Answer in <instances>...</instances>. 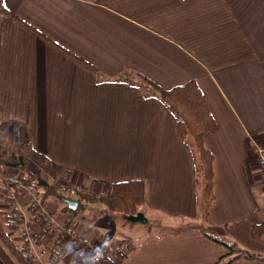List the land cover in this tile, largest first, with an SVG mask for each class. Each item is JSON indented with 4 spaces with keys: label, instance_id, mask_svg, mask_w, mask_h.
Returning a JSON list of instances; mask_svg holds the SVG:
<instances>
[{
    "label": "crops",
    "instance_id": "crops-1",
    "mask_svg": "<svg viewBox=\"0 0 264 264\" xmlns=\"http://www.w3.org/2000/svg\"><path fill=\"white\" fill-rule=\"evenodd\" d=\"M4 5L12 14L0 26L4 136L28 143L56 178L77 176L96 194L142 180L145 217L155 212L186 221L136 239L120 228L101 233L75 221L81 235L106 247L129 240L133 250L119 264H217L228 250L205 232L224 237L230 227L241 249L264 256V169L249 147L251 139L264 143V0ZM139 76L164 90L194 80L208 101L219 130L205 139L215 158L216 195L206 226L199 223L204 217L193 155L176 119L159 100L118 81L139 82ZM54 206L53 215L64 209ZM16 238L25 248L20 232ZM231 264L264 261L242 257Z\"/></svg>",
    "mask_w": 264,
    "mask_h": 264
},
{
    "label": "trees",
    "instance_id": "trees-1",
    "mask_svg": "<svg viewBox=\"0 0 264 264\" xmlns=\"http://www.w3.org/2000/svg\"><path fill=\"white\" fill-rule=\"evenodd\" d=\"M12 15L5 7L4 0H0V26L3 16ZM139 82H132L130 79H119L118 81L130 84L142 90L145 98L159 100L165 108L174 116L177 121L178 132L181 140L185 143L193 155L196 171V180L201 178L203 186V217L204 221L209 224L211 218V208L216 201L214 190V155L206 147L205 139L210 135L218 132V124L211 112L208 101L200 89L196 81L192 80L186 84L176 86L170 90L160 88L156 83L147 77L139 76ZM0 153L6 155L5 159H0V174L7 169L11 164V157L16 154L19 158H23L24 166L26 160L34 161L40 165L48 164L47 159L32 150L28 143H25L22 148L14 144L10 138H6L3 133V128L0 126ZM25 179L27 185L37 184L35 175L32 172L27 173ZM110 195L96 194L89 189L85 193H81L78 197L79 211L81 207L89 205L103 206L102 212L107 215H120L123 218L130 220L132 217L142 213L146 208L145 200V183L142 180H132L111 185ZM48 196L55 195L63 201L61 195L52 194L50 189H45ZM100 196V197H98ZM66 210H70L65 206ZM143 214V213H142ZM18 227L4 216L0 210V258L5 264H28L26 261L25 248H19L9 235L11 232L18 231ZM179 231V228L177 229ZM225 236L221 237L205 232V234L213 241L223 244L228 253L224 255L217 264H231L238 258H251L264 261V256L241 249L231 237L230 227H224ZM157 233H164L161 229ZM110 264V263H104Z\"/></svg>",
    "mask_w": 264,
    "mask_h": 264
},
{
    "label": "built area",
    "instance_id": "built-area-1",
    "mask_svg": "<svg viewBox=\"0 0 264 264\" xmlns=\"http://www.w3.org/2000/svg\"><path fill=\"white\" fill-rule=\"evenodd\" d=\"M249 147L256 153L259 167L264 169V145L251 139ZM5 158L6 155L0 153V159ZM10 159L17 161L18 155L14 154ZM11 169L14 168L9 166L0 174L3 200L0 210L18 227L28 264H119L131 253L133 245L127 239L106 247L99 240L81 235L69 215L51 214L48 200L44 198L45 191L41 192L38 182L27 185L28 174L20 175ZM85 190L75 178L60 180L54 186L57 194L69 198L79 196ZM97 250H102L98 258Z\"/></svg>",
    "mask_w": 264,
    "mask_h": 264
},
{
    "label": "rangeland",
    "instance_id": "rangeland-1",
    "mask_svg": "<svg viewBox=\"0 0 264 264\" xmlns=\"http://www.w3.org/2000/svg\"><path fill=\"white\" fill-rule=\"evenodd\" d=\"M21 146L19 144H17L20 148L23 147V145L25 143H20ZM264 145V143H262ZM26 165L21 168V169H11L10 171H15L17 174L20 175H25L22 173H29L32 172L35 175V181L38 182L39 179L45 180L48 182L49 184V189L51 191L52 194H55L56 192L54 191V186L56 185V183H58V181L63 180L60 178H56L55 174L51 171V170H47L44 166L45 165H40L34 161L31 160H26ZM10 164H15L18 163L16 160L9 162ZM263 175V174H262ZM76 180L78 181V177L75 176ZM263 184H264V178H262ZM79 182V181H78ZM198 189L200 192V199H199V209L202 211L204 202H203V186H202V181L201 178L198 177ZM83 185V184H82ZM43 187L40 186V190L41 192L45 191V194L48 196L47 191L44 189H41ZM86 189V188H85ZM85 193V192H83ZM82 193V194H83ZM57 194V193H56ZM60 195V194H57ZM62 196V195H61ZM64 198V196H62ZM100 197V196H98ZM75 200H78L79 197H72ZM47 204L49 206L50 211H56V207L54 206V203L59 204L60 206H63L64 209L61 211V214H65V215H69L72 219L73 222L76 221V223H78V221L83 224L84 226H86L87 229H91L94 230V228H98L99 227V232L103 233L104 230L109 231L110 227L111 228H115L121 229V232L124 233L125 235H130L131 239H136L137 237H140V235H142V233L146 232L147 234L150 232H154L157 233L161 227L165 230L167 229L165 226H174L176 227L179 223H186V221H181V220H174L173 218H167V216L165 217V215H157L155 212H149L148 213V218L146 217V219L148 220L147 224L145 223H140V222H131L130 220H127L125 218H123L122 216H120L121 218H119L118 220L113 218L112 216H107L103 217L105 215L101 214V210L103 209V206L101 204L98 205H89L88 207H81L79 209V211H72V210H66L65 206H67L61 199H58L57 197H55V195H50V197H46ZM96 206V207H94ZM94 208V210H92V208ZM97 208V210H95ZM145 211V209L143 210V212ZM66 212V213H63ZM146 215V214H145ZM85 217V218H84ZM117 218V217H116ZM106 219V220H105ZM189 224L194 223L193 220H189ZM201 223L203 226H206V222L204 220H201ZM208 227V226H207ZM143 229V230H141ZM131 230L133 231V235H131ZM209 232V231H208ZM18 231L12 232V238L13 241L18 245V240H17V236H18ZM210 234L216 235L215 232L211 231L209 232Z\"/></svg>",
    "mask_w": 264,
    "mask_h": 264
},
{
    "label": "water",
    "instance_id": "water-1",
    "mask_svg": "<svg viewBox=\"0 0 264 264\" xmlns=\"http://www.w3.org/2000/svg\"><path fill=\"white\" fill-rule=\"evenodd\" d=\"M12 168H16V169H21L24 167V160L23 158H19V162L18 163H15V164H11ZM38 185L43 187V188H48L49 187V184L47 181L45 180H42V179H39L38 180ZM63 202L67 205V207L72 210V211H76L79 207V201L78 200H75V199H72V198H69V197H64L63 198ZM131 221L133 222H140V223H145L147 224L148 220L146 219V217L144 216V214L142 213H139L137 216L135 217H132L131 218Z\"/></svg>",
    "mask_w": 264,
    "mask_h": 264
},
{
    "label": "clouds",
    "instance_id": "clouds-1",
    "mask_svg": "<svg viewBox=\"0 0 264 264\" xmlns=\"http://www.w3.org/2000/svg\"><path fill=\"white\" fill-rule=\"evenodd\" d=\"M102 250H97L96 256L97 258L101 255Z\"/></svg>",
    "mask_w": 264,
    "mask_h": 264
}]
</instances>
